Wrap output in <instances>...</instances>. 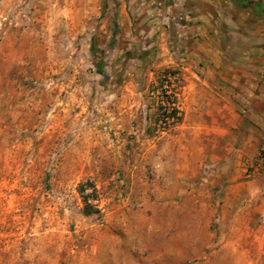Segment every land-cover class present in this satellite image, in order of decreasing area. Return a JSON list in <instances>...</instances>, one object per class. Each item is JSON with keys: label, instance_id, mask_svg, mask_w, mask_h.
<instances>
[{"label": "rangeland", "instance_id": "rangeland-1", "mask_svg": "<svg viewBox=\"0 0 264 264\" xmlns=\"http://www.w3.org/2000/svg\"><path fill=\"white\" fill-rule=\"evenodd\" d=\"M116 2L0 0V264H264L263 144L238 125L199 150L176 76L180 120L156 132Z\"/></svg>", "mask_w": 264, "mask_h": 264}, {"label": "crops", "instance_id": "crops-1", "mask_svg": "<svg viewBox=\"0 0 264 264\" xmlns=\"http://www.w3.org/2000/svg\"><path fill=\"white\" fill-rule=\"evenodd\" d=\"M115 1L121 46L150 62L151 83L178 78L182 125L200 126L199 150L220 140L233 149L238 125L243 150L264 146V12L232 0Z\"/></svg>", "mask_w": 264, "mask_h": 264}, {"label": "trees", "instance_id": "trees-1", "mask_svg": "<svg viewBox=\"0 0 264 264\" xmlns=\"http://www.w3.org/2000/svg\"><path fill=\"white\" fill-rule=\"evenodd\" d=\"M237 6L244 9H250L254 13L264 12V1L263 0H232ZM159 87L162 85V81L157 84ZM178 110L174 106L168 109L169 116H174L179 121L180 116H176ZM78 193L82 199V212L85 215L99 214V208L91 202V198L95 197L96 189L93 184L88 182L80 183L78 185ZM89 190V192H87Z\"/></svg>", "mask_w": 264, "mask_h": 264}, {"label": "built area", "instance_id": "built-area-1", "mask_svg": "<svg viewBox=\"0 0 264 264\" xmlns=\"http://www.w3.org/2000/svg\"><path fill=\"white\" fill-rule=\"evenodd\" d=\"M174 80H175V74L172 73L165 74L162 80V85L159 87V90L161 94H163V96L161 95V99L159 100L161 106L159 107L160 112H159L158 120L155 125L156 132L167 130L171 126L178 123L176 117L169 116L168 114L169 108L173 106L177 108L175 92L172 89ZM176 116H180L179 110Z\"/></svg>", "mask_w": 264, "mask_h": 264}]
</instances>
